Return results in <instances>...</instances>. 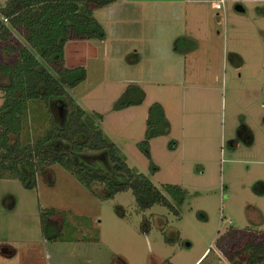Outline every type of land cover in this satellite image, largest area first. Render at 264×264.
I'll use <instances>...</instances> for the list:
<instances>
[{
    "label": "rangeland",
    "instance_id": "1",
    "mask_svg": "<svg viewBox=\"0 0 264 264\" xmlns=\"http://www.w3.org/2000/svg\"><path fill=\"white\" fill-rule=\"evenodd\" d=\"M130 8L122 20L129 29L123 48L112 36L64 41L62 65L83 72L72 87L37 49L31 51L65 86L72 99L66 108H81L86 124L99 126L131 173H143L170 205L140 209L129 188L102 197L101 182L85 186L58 162L40 163L32 187L0 173V264H191L203 249L193 264H231L224 254L229 247L264 231V3H245L241 12L229 8L225 29L221 17L216 25L222 29L215 63L193 65L195 80L180 87H164L148 76L164 73V47L158 48L160 57L149 55L155 40L162 44L151 32L164 23V0H135ZM0 19L26 44L1 13ZM13 55L0 41V60L10 62ZM6 82L0 72V85ZM130 83L143 95L125 105L134 97L125 93ZM164 93L179 107L165 104L167 129L149 137L147 157L137 143L146 131L148 105L157 101L164 112ZM55 112L40 99H28L19 139L31 143ZM69 154L74 165L88 162L118 179L105 150ZM166 183L181 189L180 203L165 191ZM246 256V250L234 254L235 264H247Z\"/></svg>",
    "mask_w": 264,
    "mask_h": 264
},
{
    "label": "trees",
    "instance_id": "2",
    "mask_svg": "<svg viewBox=\"0 0 264 264\" xmlns=\"http://www.w3.org/2000/svg\"><path fill=\"white\" fill-rule=\"evenodd\" d=\"M113 1L5 0L0 6L2 17L20 32L26 43L15 39L9 27L0 19L1 49L14 52L10 62L0 60V72L7 77V82L0 85V173L17 178L25 187H32L35 185L34 173L40 163L58 162L85 186L91 181L101 182L102 197L129 188L140 209L154 203L170 205L169 199L143 173H131L125 161L118 156V148L108 136L101 133L99 126L90 127L86 124L82 119L84 112L81 108L74 104L66 108L72 99L55 76L57 74L69 87L83 78L80 66L69 68L62 65L63 43L72 38L102 39L104 30L92 11ZM32 48L39 51L43 60L51 63L55 74L41 65ZM125 93L128 97L134 94V97L124 99L125 105L137 102L143 95L142 89L132 83L128 84ZM28 99H40L56 108L55 117L50 118L45 132L31 143L22 142L18 137L21 115ZM145 122V134L137 145L149 157V137L168 126L159 102L153 101L148 105ZM56 145H62L67 150H54L52 147ZM85 150H105L117 170L118 179L97 171L88 162L82 166L74 165L69 153L80 155ZM163 186L174 202L183 200L180 188L168 183ZM243 250L247 251V264H264V231L258 232L251 240L229 247L224 254L231 264H235L234 254Z\"/></svg>",
    "mask_w": 264,
    "mask_h": 264
},
{
    "label": "crops",
    "instance_id": "3",
    "mask_svg": "<svg viewBox=\"0 0 264 264\" xmlns=\"http://www.w3.org/2000/svg\"><path fill=\"white\" fill-rule=\"evenodd\" d=\"M134 2L135 0H115L103 5L101 9L99 6L92 11L93 16L104 30L105 38L115 37L114 42H119L122 48L124 47L122 36L129 30L122 20H125L126 15H131L130 7ZM245 3L261 5L264 0H164V23L157 22L153 25L152 28L155 27V29L151 32V35L155 34L156 39L161 40L162 44L155 42L154 39L153 47L149 52L150 57L155 55L160 57V54H157L158 48L164 47V73L160 75L161 72H157L154 76L152 73H148V76L158 78L159 81H162L161 83L164 81V87L166 84H169L170 87H180L186 80H195L196 77L193 76L196 74L192 72L193 65L214 64L219 56L220 49L217 38L220 30L225 29L223 25L226 21V12L229 11V8L241 12ZM239 6L241 9L236 8ZM157 10H159L158 7ZM146 13L148 14V12ZM155 13V17H159V11ZM220 17L223 19V24L220 23ZM113 18L116 19V23L112 25L110 20ZM217 24H222V28L220 29L219 25L217 27ZM163 28L164 37L161 38ZM186 66L189 67V73H186ZM125 80L140 81L130 77ZM172 99H174L173 95L170 100L164 93V115L167 119L165 104L169 102V105L175 110L179 107V105L175 106L177 104L173 103ZM203 253L204 249L191 264ZM10 254L11 252L8 251L5 255L7 261L12 257Z\"/></svg>",
    "mask_w": 264,
    "mask_h": 264
},
{
    "label": "water",
    "instance_id": "4",
    "mask_svg": "<svg viewBox=\"0 0 264 264\" xmlns=\"http://www.w3.org/2000/svg\"><path fill=\"white\" fill-rule=\"evenodd\" d=\"M237 9H241V7L239 6V7H236Z\"/></svg>",
    "mask_w": 264,
    "mask_h": 264
}]
</instances>
